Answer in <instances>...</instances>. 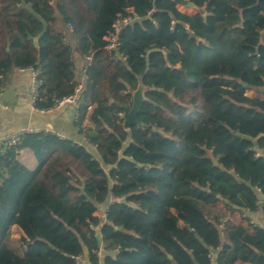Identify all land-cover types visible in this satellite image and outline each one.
I'll use <instances>...</instances> for the list:
<instances>
[{"label":"trees","instance_id":"trees-1","mask_svg":"<svg viewBox=\"0 0 264 264\" xmlns=\"http://www.w3.org/2000/svg\"><path fill=\"white\" fill-rule=\"evenodd\" d=\"M191 2L0 0V88L32 68L49 109L81 87L86 140L27 133L0 154V264H264L245 214L264 216V0ZM139 77L141 124L125 129Z\"/></svg>","mask_w":264,"mask_h":264},{"label":"crops","instance_id":"crops-1","mask_svg":"<svg viewBox=\"0 0 264 264\" xmlns=\"http://www.w3.org/2000/svg\"><path fill=\"white\" fill-rule=\"evenodd\" d=\"M77 76L84 77L85 59L78 53L73 55ZM77 112L75 104H65L50 112H40L35 108L31 91V73L29 70L10 69L5 75V84L0 95V138L14 133L22 128L47 129L50 132H58L66 138H71L83 144L84 137L79 136L73 126ZM93 148V147H92ZM29 150L21 151L20 158L28 159ZM28 160H31L30 158ZM245 214L252 220L263 225L264 216L261 211ZM235 216L240 217V212ZM84 264H91L86 258ZM99 264H102L100 262ZM243 264V263H237Z\"/></svg>","mask_w":264,"mask_h":264},{"label":"built area","instance_id":"built-area-1","mask_svg":"<svg viewBox=\"0 0 264 264\" xmlns=\"http://www.w3.org/2000/svg\"><path fill=\"white\" fill-rule=\"evenodd\" d=\"M131 24H132V20L129 19V18H119V19H117V21L114 24V31L107 38L108 39V44L106 46V50H107V52L109 54H111V55L113 54L115 58H118V57L122 56V54L118 55L117 53H115V51L118 49L119 43H120V41H119L120 32H121L122 28H124L125 26H129ZM87 58L90 59L91 57H87ZM20 70L21 71L29 70L30 73H31V91H32V94H33V102H34V106H35V101H36V99L39 96V85H40V82L37 79V72L34 69H32V68H20ZM85 71H86V65L84 67V74H85ZM80 89H81V87H78L74 94L65 96L62 99L57 100L55 106L52 107V108L44 109V108H38L36 106H35V108H37V110H39L40 112L44 113V112H50L52 109L59 108L60 106L65 105V104H76L77 99L79 97ZM2 91H3V88H0V95H1ZM41 131L50 132L47 129L27 127V128H22V129L14 132V133H11V134H8L6 136L1 137L0 138V154H2V152L6 148L18 144L21 141L22 136L24 134L36 133V132H41ZM52 133L56 134L60 138H66L61 133H58V132L57 133L56 132H52ZM252 222L253 223H257L254 220H252ZM214 256H215V253H214V251H212L211 252V260H212V262H214ZM76 261H77V264H84L85 263V258L82 257V256H78V257H76Z\"/></svg>","mask_w":264,"mask_h":264},{"label":"water","instance_id":"water-1","mask_svg":"<svg viewBox=\"0 0 264 264\" xmlns=\"http://www.w3.org/2000/svg\"><path fill=\"white\" fill-rule=\"evenodd\" d=\"M175 2L181 4L184 7H190L193 9L199 10L200 8L191 2V0H175ZM35 43H37V40H35ZM244 86L246 85L245 82H241ZM145 91L146 86L143 83L142 77H139L138 80V86L135 90L132 92V105L131 107L127 105H122L123 113L122 118L124 119L123 126L125 129H129L131 125L133 124H141V122L137 118V113L139 111V108L141 104L145 101ZM264 225V220H263Z\"/></svg>","mask_w":264,"mask_h":264},{"label":"rangeland","instance_id":"rangeland-1","mask_svg":"<svg viewBox=\"0 0 264 264\" xmlns=\"http://www.w3.org/2000/svg\"><path fill=\"white\" fill-rule=\"evenodd\" d=\"M181 9L182 10H185L186 12H188V13H192L193 11H194V9L193 8H190V7H184V6H182L181 5ZM137 33H141V30L139 29V27L138 26H136V30H132L131 32L129 31V34H133V35H135V34H137ZM90 149L91 150H93V151H95L94 150V148H92V147H90ZM29 158L30 159H33L34 157H33V155L30 153L29 154ZM166 225L170 228V229H175L174 228V226H172L169 222H166ZM11 238H13V239H16V238H18L19 236H20V231L15 227V228H13L12 229V231H11Z\"/></svg>","mask_w":264,"mask_h":264}]
</instances>
